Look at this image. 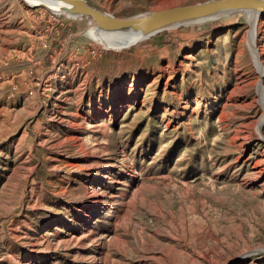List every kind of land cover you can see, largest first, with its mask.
I'll use <instances>...</instances> for the list:
<instances>
[{"label":"rangeland","instance_id":"rangeland-1","mask_svg":"<svg viewBox=\"0 0 264 264\" xmlns=\"http://www.w3.org/2000/svg\"><path fill=\"white\" fill-rule=\"evenodd\" d=\"M204 1L87 0L116 17ZM48 11L0 0V264H264L246 13L111 48ZM256 40L264 60V14Z\"/></svg>","mask_w":264,"mask_h":264},{"label":"water","instance_id":"water-1","mask_svg":"<svg viewBox=\"0 0 264 264\" xmlns=\"http://www.w3.org/2000/svg\"><path fill=\"white\" fill-rule=\"evenodd\" d=\"M30 7H43L50 11L87 17L102 31L134 33L142 39L172 26L211 18L225 12L255 10L264 13V0H207L187 5L154 10L132 17H116L92 5L87 0H50L49 3L24 0Z\"/></svg>","mask_w":264,"mask_h":264},{"label":"bare ground","instance_id":"bare-ground-1","mask_svg":"<svg viewBox=\"0 0 264 264\" xmlns=\"http://www.w3.org/2000/svg\"><path fill=\"white\" fill-rule=\"evenodd\" d=\"M28 2L34 4L35 2H44V3H49L50 0H27ZM235 12H245L247 15V18L250 22V30H249V46H250V50L252 52L253 58H254V62L256 67L259 69L260 75L263 76L264 75V60L262 59V52L260 51L258 45H257V26L260 20V17L262 14L261 12L255 11V10H243V11H229V12H225L223 14H219L216 16H213L211 18H206V19H198V20H194L192 22H207L213 19H219L222 16H227L228 14H233ZM66 15L75 17L73 15H70L69 13H66ZM92 33L94 34V36H96L99 39H103L106 43L110 44L107 45L108 47L111 48H123V47H128L138 41L141 40V38L137 35H135L134 33H111V32H106V31H102L99 30L94 24L92 26ZM115 46V47H112ZM259 82V81H258ZM258 91H259V97H260V101L263 102L262 105H264V83L261 80V82L258 83ZM264 108V107H263ZM263 123H264V110L263 113L259 116L258 121H256V130L258 133V136L261 137L262 139H264V131H263ZM105 177L107 178V175H104L102 180L105 179ZM93 214L92 216H89L88 218H86V224L89 225L92 221Z\"/></svg>","mask_w":264,"mask_h":264},{"label":"built area","instance_id":"built-area-1","mask_svg":"<svg viewBox=\"0 0 264 264\" xmlns=\"http://www.w3.org/2000/svg\"><path fill=\"white\" fill-rule=\"evenodd\" d=\"M65 13H59V12H54V11H48L47 13V20L50 22H55L57 25L63 21V17L65 16ZM71 17V16H69ZM93 54H95V51H93Z\"/></svg>","mask_w":264,"mask_h":264}]
</instances>
